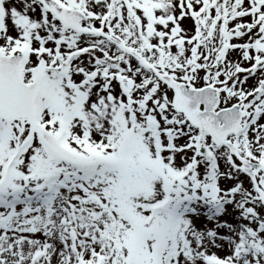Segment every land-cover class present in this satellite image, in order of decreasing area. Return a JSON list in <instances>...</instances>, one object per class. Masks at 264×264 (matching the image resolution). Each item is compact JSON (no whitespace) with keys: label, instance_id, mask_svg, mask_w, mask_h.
<instances>
[{"label":"snow or ice","instance_id":"obj_1","mask_svg":"<svg viewBox=\"0 0 264 264\" xmlns=\"http://www.w3.org/2000/svg\"><path fill=\"white\" fill-rule=\"evenodd\" d=\"M0 264H264V0H0Z\"/></svg>","mask_w":264,"mask_h":264}]
</instances>
